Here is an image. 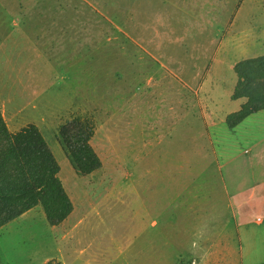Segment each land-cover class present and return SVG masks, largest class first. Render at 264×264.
I'll return each mask as SVG.
<instances>
[{"label": "rangeland", "instance_id": "rangeland-1", "mask_svg": "<svg viewBox=\"0 0 264 264\" xmlns=\"http://www.w3.org/2000/svg\"><path fill=\"white\" fill-rule=\"evenodd\" d=\"M260 55L264 0H0L2 114L38 126L74 204L0 228V264H186L222 229L223 264L261 260L240 253L232 197L264 188V111L226 123L246 101L234 66ZM75 117L94 125L89 175L60 141Z\"/></svg>", "mask_w": 264, "mask_h": 264}, {"label": "trees", "instance_id": "trees-1", "mask_svg": "<svg viewBox=\"0 0 264 264\" xmlns=\"http://www.w3.org/2000/svg\"><path fill=\"white\" fill-rule=\"evenodd\" d=\"M234 71L238 80L232 99L246 101L226 117L231 129L264 111V55L239 61ZM94 133L91 120L82 117L69 120L59 129L60 141L81 175L102 167L91 143ZM60 169L38 126L29 124L12 132L0 108V228L39 205L50 225L63 223L72 214L74 204L59 176Z\"/></svg>", "mask_w": 264, "mask_h": 264}, {"label": "crops", "instance_id": "crops-1", "mask_svg": "<svg viewBox=\"0 0 264 264\" xmlns=\"http://www.w3.org/2000/svg\"><path fill=\"white\" fill-rule=\"evenodd\" d=\"M242 193L232 197V208L237 211L239 249L243 256L262 258L250 263L257 264L264 260V188H247ZM225 234L222 229L218 237L208 238L203 244L205 246L199 242L195 244L197 254L193 257L196 262L192 263L223 264L230 248L229 236L226 234L225 238Z\"/></svg>", "mask_w": 264, "mask_h": 264}]
</instances>
